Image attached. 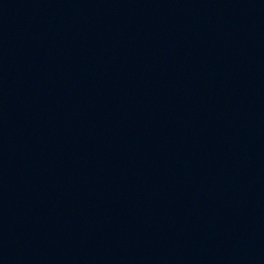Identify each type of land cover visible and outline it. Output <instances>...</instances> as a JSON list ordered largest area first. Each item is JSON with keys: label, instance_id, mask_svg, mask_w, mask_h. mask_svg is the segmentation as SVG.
<instances>
[{"label": "water", "instance_id": "obj_1", "mask_svg": "<svg viewBox=\"0 0 264 264\" xmlns=\"http://www.w3.org/2000/svg\"><path fill=\"white\" fill-rule=\"evenodd\" d=\"M0 264H264V0H0Z\"/></svg>", "mask_w": 264, "mask_h": 264}]
</instances>
